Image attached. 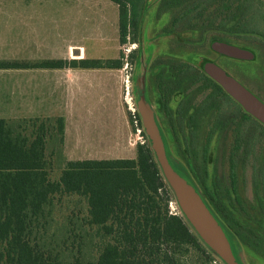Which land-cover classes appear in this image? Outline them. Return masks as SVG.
Here are the masks:
<instances>
[{
	"label": "trees",
	"instance_id": "16d2710c",
	"mask_svg": "<svg viewBox=\"0 0 264 264\" xmlns=\"http://www.w3.org/2000/svg\"><path fill=\"white\" fill-rule=\"evenodd\" d=\"M111 1L118 6L120 45L140 44L149 0ZM235 1L161 0L157 19L169 16L164 33H171L180 25L194 29L203 22L209 23L210 27L219 24L221 29L241 20V7L234 8ZM247 32L260 53V71L252 78L253 90L250 91L264 103V30L256 26ZM223 45L215 44L216 47ZM227 48L237 50L231 46ZM245 54L251 57L249 52ZM139 57L135 53L128 56L137 62ZM124 60L122 53L116 59L36 63L0 61V69L71 67L120 70ZM204 79L214 88L215 126L211 127V134L221 130L217 126L220 120L226 126L231 114L237 116L240 113L241 120L254 118L242 110L211 76ZM138 92V77L135 75L133 94L136 103L140 98ZM145 96L149 102L147 93ZM156 106L159 110L164 108L160 96ZM134 116L145 137L144 144H137L134 158L78 160L66 159L62 153L64 117L0 119V264L213 263L214 252L178 205L152 141L144 132L139 112L136 111ZM200 148V152L206 155L210 137H202ZM236 150L222 152L220 160L223 166L226 163L227 171H222L218 179L237 198ZM56 162L60 164L61 172L58 178H53ZM65 197H77L79 202H84L85 213L77 217V221L71 219L69 226L57 225L52 231L55 207ZM236 201L241 204L238 198ZM172 202L177 208L175 213H171ZM255 211L260 212L259 209ZM228 213L235 216L231 210ZM232 216L229 224L238 225L237 228L243 230L239 237L241 243L250 248L257 242L264 245V234H261L264 226L258 224L261 221L257 216L253 218V213L245 208L240 210L246 224L255 223L257 229L236 223Z\"/></svg>",
	"mask_w": 264,
	"mask_h": 264
},
{
	"label": "rangeland",
	"instance_id": "374dc122",
	"mask_svg": "<svg viewBox=\"0 0 264 264\" xmlns=\"http://www.w3.org/2000/svg\"><path fill=\"white\" fill-rule=\"evenodd\" d=\"M160 1H148L140 44L121 46L119 41H114L110 45L88 47V57L116 59L123 53L125 63L120 70L89 69L87 91L78 95L77 100L73 94V107L65 111L69 118L63 156L70 160L134 158L137 144L145 141L134 115L138 111V103L145 102L159 127L171 166L194 188L218 222L237 263L264 264V245L261 242H257L253 249L232 237L235 252L223 227L224 216L231 210L236 223L257 229L255 223L246 224V220L240 216L241 208L252 212V217L257 216L261 221L258 224L264 226V124L229 94L242 110L255 119L241 120L240 113L237 116L231 114L228 117L229 126H224L220 120L217 126L221 130L211 134L210 129L215 126L212 109L214 88L204 79L212 77L210 65H214L247 89L253 90L252 78L260 71V53L247 31L256 26L264 30V0H236L234 8L241 7V20L237 19L228 27L220 29L219 24L210 27L209 23L203 22L194 29L180 25L171 33L163 32L169 16L157 19ZM112 7L103 11L104 22H111L113 18L116 20L117 9L116 6ZM99 18L100 11L94 21L99 22ZM216 43L249 52L251 57L227 54L220 46L216 47ZM132 53L140 55L138 62L128 58ZM135 75L139 85L138 103L133 94ZM127 85L130 86L132 102ZM159 96L164 105L162 110L156 106ZM203 136L210 137V148L206 155L200 152ZM233 149H237L236 167L240 177L237 198L241 204L218 179L222 171H227L226 163L223 166L220 160L222 152ZM60 172V164L56 162L52 177L58 178ZM85 209V203L79 202L77 197H65L55 207V227L52 231L57 225L69 226L71 219L77 221ZM171 209L174 211L172 206ZM255 209L260 212L257 214ZM237 226L230 225L235 233L240 230ZM212 251V264H227L220 254Z\"/></svg>",
	"mask_w": 264,
	"mask_h": 264
},
{
	"label": "crops",
	"instance_id": "0c3cea01",
	"mask_svg": "<svg viewBox=\"0 0 264 264\" xmlns=\"http://www.w3.org/2000/svg\"><path fill=\"white\" fill-rule=\"evenodd\" d=\"M114 4L111 0H0V61L102 59L88 57V47L119 41V11ZM112 6L117 9L116 20L104 22L103 11ZM99 11L101 19L96 23ZM88 73L89 69L71 67L0 69V119L64 117L66 145L69 115L65 111L73 107V94L77 100L87 91Z\"/></svg>",
	"mask_w": 264,
	"mask_h": 264
},
{
	"label": "water",
	"instance_id": "95a60500",
	"mask_svg": "<svg viewBox=\"0 0 264 264\" xmlns=\"http://www.w3.org/2000/svg\"><path fill=\"white\" fill-rule=\"evenodd\" d=\"M228 46H220V49L232 53L231 55L247 57L245 52L228 49ZM211 75L228 94L235 97L240 104H243L250 112L264 124V103L258 99L249 89L238 83L225 71L217 66L210 65ZM145 97V96H144ZM143 97V98H144ZM138 111L146 134L152 141V146L157 155L158 161L163 169L167 182L175 193L180 209L190 222L192 227L200 235L202 240L224 259L227 264H238L233 257L231 245L220 228L213 215L207 210L203 201L196 194L194 188L179 175L171 166L163 144V139L158 125L145 102L138 103Z\"/></svg>",
	"mask_w": 264,
	"mask_h": 264
},
{
	"label": "flooded vegetation",
	"instance_id": "af4514ba",
	"mask_svg": "<svg viewBox=\"0 0 264 264\" xmlns=\"http://www.w3.org/2000/svg\"><path fill=\"white\" fill-rule=\"evenodd\" d=\"M239 178H240V177H239ZM231 216H232V215H230V214H226V215L224 216L223 227H224V230H225V232H226L228 238H229L230 241L233 243V246H234V249H235V252H236V245H235V243H234V239H233L232 237H235V238L239 241V243L242 244L241 241H240V238H239V237L242 236V234H243V230L240 229V230H239V233H241V234H239V233H235V232L231 229V227H230L231 224H229V221H230V219H231ZM245 264H248V263H245Z\"/></svg>",
	"mask_w": 264,
	"mask_h": 264
},
{
	"label": "built area",
	"instance_id": "2783aa9c",
	"mask_svg": "<svg viewBox=\"0 0 264 264\" xmlns=\"http://www.w3.org/2000/svg\"><path fill=\"white\" fill-rule=\"evenodd\" d=\"M127 89H129V90H128V96L130 97V86H129V85H127ZM129 100H130V102H132V100H133L132 96L130 97ZM144 143H145V141H141V144H144ZM170 206H172V207L174 208V211H172V209H171V213H175L176 210H177L175 204L172 202V203L170 204Z\"/></svg>",
	"mask_w": 264,
	"mask_h": 264
}]
</instances>
